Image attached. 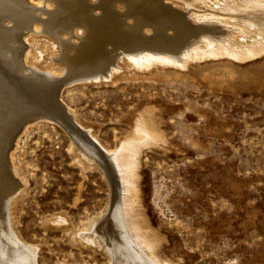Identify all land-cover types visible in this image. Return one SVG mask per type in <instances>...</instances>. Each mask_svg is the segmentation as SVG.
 Returning <instances> with one entry per match:
<instances>
[{
    "label": "rangeland",
    "instance_id": "obj_1",
    "mask_svg": "<svg viewBox=\"0 0 264 264\" xmlns=\"http://www.w3.org/2000/svg\"><path fill=\"white\" fill-rule=\"evenodd\" d=\"M59 1L35 0L42 15L51 7L48 21L61 14ZM38 33L25 43L21 38L28 62L59 73L62 66L51 63L53 56L64 62V48L45 27ZM107 45L113 50L115 44ZM254 59L192 60L148 70L122 63L117 80L81 82L61 94L59 101L110 149L138 115L153 113L164 139L141 155L139 189L167 260L264 264V54ZM74 138L59 123L39 119L21 133L14 151L23 182L8 228L21 242L39 246L37 264H111L107 252L77 242L78 233H101L111 190L101 169L82 170ZM64 215L68 228L50 223ZM93 219L97 224L86 230Z\"/></svg>",
    "mask_w": 264,
    "mask_h": 264
},
{
    "label": "bare ground",
    "instance_id": "obj_2",
    "mask_svg": "<svg viewBox=\"0 0 264 264\" xmlns=\"http://www.w3.org/2000/svg\"><path fill=\"white\" fill-rule=\"evenodd\" d=\"M59 3L61 14L57 20L48 21L52 14L49 6L42 15L40 3L35 0H0V221L7 222L0 223V264H37L35 253L39 246L16 239L8 228V215L13 225L11 211L23 182L13 162L14 151L25 128L44 116L62 122L74 135L72 148L82 170L96 166L110 186L111 201L100 217L101 233H78L79 245L107 252L111 264H177L162 255V237L151 225L140 196L141 155L164 139L153 113L138 115L131 131L110 149L98 140L92 128L63 105L61 94L65 88L81 82L104 78L113 82L124 65L148 70L159 64L185 67L192 60L221 57L255 60L264 54V0H60ZM134 11L140 13L132 16ZM61 18L63 21L58 23ZM45 23L52 28L47 29ZM42 26L55 33L57 44L65 50L64 62L53 56L51 63L62 66L59 73L30 64L29 50L22 48L21 38L27 42V36L36 35ZM107 43L115 44L113 50L108 49L111 46ZM229 61L234 63L232 59ZM49 104H53L52 109ZM97 222L90 221L86 230ZM50 223L67 228L70 224L65 215L52 218Z\"/></svg>",
    "mask_w": 264,
    "mask_h": 264
},
{
    "label": "water",
    "instance_id": "obj_3",
    "mask_svg": "<svg viewBox=\"0 0 264 264\" xmlns=\"http://www.w3.org/2000/svg\"><path fill=\"white\" fill-rule=\"evenodd\" d=\"M1 60V59H0ZM1 62V61H0ZM2 63V62H1ZM41 120H49V121H54L59 123L61 126H63L64 128L67 129V127L60 121L56 120L54 117L52 118L51 116H44L43 118H41ZM68 130V129H67ZM69 131V130H68Z\"/></svg>",
    "mask_w": 264,
    "mask_h": 264
}]
</instances>
